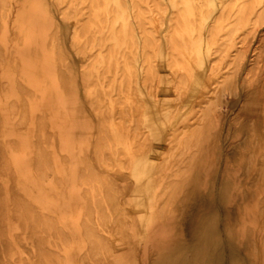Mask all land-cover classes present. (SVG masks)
Wrapping results in <instances>:
<instances>
[{"label": "rangeland", "instance_id": "374dc122", "mask_svg": "<svg viewBox=\"0 0 264 264\" xmlns=\"http://www.w3.org/2000/svg\"><path fill=\"white\" fill-rule=\"evenodd\" d=\"M230 1L219 0L218 5ZM156 2L162 3L165 9L163 17H157L154 12ZM145 7L152 18L148 27L158 39L149 51L158 75L150 82L144 81L147 64L140 45L144 34L137 27V48L132 55L136 76L132 84L138 99L145 104L146 130L153 129L158 137L183 131L197 121V110L205 103L215 83L228 72L235 73L228 83L230 89L222 105L202 128L196 156L177 186L175 217L183 221L186 218L183 212L187 209L193 210L194 217L198 212H205L208 230L212 227L218 230H210L206 237H195V242L215 240L218 236L227 254L230 245L236 246L240 253L238 264H264V125L259 116L260 87L264 90V79L260 80L264 73V23L256 30L251 29L252 24L245 34H238L234 46L220 61L215 48L221 35L210 37L211 28L219 23V11L213 10L208 16L203 13L204 8L201 9L198 21L203 30L190 34L186 46L189 56H195L197 51L202 63L190 65L187 93L179 100L169 66L171 52L167 39L175 14L174 1L152 0ZM262 9L257 7L253 20ZM87 21L88 9L82 0H75L70 7L67 1L11 0L0 10V180L6 184L3 188L4 185H0V262L18 264L19 259H23L21 264H58L59 257L80 258L84 242L74 222L81 215L82 190L75 172L83 160L84 150L95 158L93 148L103 122L96 109L98 101L102 100L103 106H114L118 92L115 87L109 92L107 84L110 76L120 78L123 69L119 64V74H116L117 67L108 73L102 70L99 62H93L94 54L103 56V51L115 38L109 37L111 25L103 23L101 30L95 33L96 40L109 38L102 50L90 42L79 41L75 38L76 30ZM235 58H239V64L229 65ZM96 81L97 88L102 90L100 100L91 90L96 88ZM242 90L247 92L244 112L248 115L239 110L240 114L229 121L231 110L226 94H238ZM128 93L129 106L123 114L119 116L113 108L105 119L114 135L119 119L136 115L130 98L132 92ZM120 95L123 98L126 92ZM13 101L18 105L16 111L11 110ZM132 127L133 124H126L120 132L123 145L132 143ZM229 131H236V134ZM167 141L162 144L166 145ZM158 143L156 139L154 146ZM41 146L47 157L44 170L38 167ZM123 162L118 156V171L123 168ZM102 168L104 171L106 165ZM123 171L119 178L124 184H118V188L124 185L125 189L119 194L120 200L130 213L137 215L138 206L129 191L137 187V177L131 170L123 168ZM60 174L66 180L61 192L57 180ZM6 195L10 200L7 201ZM198 196L203 199L196 205ZM16 197L20 207L23 203L22 221L16 214L19 211L14 209ZM60 208L67 212L63 224L72 234V246L60 244L58 228L46 230L45 227L47 219H57ZM4 210L8 213L9 225L3 222ZM128 221L133 223L135 217ZM98 227L100 234L110 239L113 250L92 259H142L140 254L146 242L136 237H132V242L128 232L120 234L113 226L108 230L102 225ZM185 233L182 226L175 235L179 237Z\"/></svg>", "mask_w": 264, "mask_h": 264}, {"label": "bare ground", "instance_id": "6f19581e", "mask_svg": "<svg viewBox=\"0 0 264 264\" xmlns=\"http://www.w3.org/2000/svg\"><path fill=\"white\" fill-rule=\"evenodd\" d=\"M57 1L59 3L67 1L69 7L75 2V0ZM129 1L82 0V3L87 5L89 21L79 25L75 38L84 44L90 42L98 50H102L105 41L109 38L101 37L96 40L95 33L101 30L103 23H108L111 25L109 37L115 38V41L107 50L103 51L105 52L103 56L99 57L94 54L93 62H99L102 70L108 73L113 72L117 67L116 74H119V64L123 66V69L120 78L117 75L110 76L111 80L107 84L109 92H112L114 87L118 92L114 106H103L102 100L98 101L99 104L96 109L103 118V122L100 126L95 148H93L95 158L92 159L91 153L84 150L82 153L83 160L80 165H77L75 172V179H78L79 189L82 190V211L78 220L74 222L79 236L84 242L80 247V258L61 259L58 255V264H238L240 253L236 251V246L230 245V252L227 254L224 242L218 236L215 240L212 238L210 241L195 242V237H206L210 230L216 231L217 229L212 227L208 230L205 212H198L196 213L198 216L194 217L193 210L187 209L185 213L183 212L186 218L180 221L175 217L176 210L174 209L175 191L196 156L201 130L213 116L214 111L222 105L224 95L230 89L228 83L235 73L228 72L222 80L215 83V86L208 92L205 103L197 110V121L184 128L183 131L173 133L168 137L163 134V138L156 136L153 129L146 130L145 104L138 99L137 91L132 84L135 81L134 76H136L132 57L137 48L136 28H140L144 34L140 45L145 54L144 62L147 64L145 82L152 81L158 75V70L152 64V57L149 54L151 47L158 42V39L155 32L148 27L152 18L145 4L152 0ZM173 1L175 14L172 18L171 28L167 33L171 52L169 66L175 77L174 90L177 93V99L181 100L187 93L190 65L197 62L202 63L197 51L195 56H189L186 46L190 34L201 33L203 30L202 23L198 21L201 9L204 8L203 13L208 16L213 10L218 9L219 11V23L211 28L210 37L213 39L217 34L221 35L215 53L220 56L219 60L223 61L234 46L238 34H245L253 25L251 29L256 30L264 23V0H231L223 6L218 5L219 0ZM9 2L11 0H0V10H3ZM259 6L263 9L257 13L253 20V12ZM154 7L156 16L163 17L165 9L162 3L156 2ZM239 58L241 59V57ZM239 58L230 61L229 65L239 64ZM91 71L94 74L93 69ZM94 85L96 88L92 87V93L96 94L100 100L102 90L97 88L99 86L97 81ZM130 91L132 92L130 98L133 99L132 107L136 110V115L127 119L122 117L124 120L119 119L116 124V135H114L112 128L108 126L105 119L109 117L108 115L113 108L119 116L123 114L129 106L127 96ZM122 92H126V96L123 98L120 95ZM17 108L16 101L11 102V110L16 111ZM130 123L133 124L130 131L133 141L127 146L120 141V132L126 124L129 125ZM156 139L159 143L154 146ZM164 141H167L166 145L162 144ZM44 151V147H39L38 167L42 170L45 169L47 163ZM118 156L124 159L123 168L133 171L137 177V187L129 188L138 206L137 215L130 213V210L120 200L119 194L124 188H118V179L124 171L123 168L119 171L116 168ZM101 165H106L104 171L103 168L101 169ZM57 180L61 192L65 188V176L60 174ZM4 184L0 180V185ZM5 185L2 188L6 187ZM196 198V205H198V201L202 200L203 197L198 196ZM6 199L7 201L10 200L7 195ZM192 206L190 207L192 208ZM204 207L203 204L202 208ZM14 209L19 211L16 214L18 220L22 221L23 203L20 207L18 197H16ZM3 213V222L9 225L10 223H7L10 221L8 213L5 210ZM66 213L60 208L57 219L54 217L47 219L45 227L46 230L58 228L60 244L72 246V234L63 224L64 218H67ZM132 217H135V221L130 223L128 219ZM98 225H102L104 230L113 226L114 230L123 235L128 232L132 242V237H136L138 241L146 242L144 250L140 254L142 259H92L108 255L113 250L110 239L100 234ZM182 226L185 227V235L176 237V230ZM22 260L19 259L18 264H21ZM2 261L3 264H6L4 260H1L0 264ZM12 262L8 264H12ZM13 264L17 263L13 262Z\"/></svg>", "mask_w": 264, "mask_h": 264}, {"label": "crops", "instance_id": "0c3cea01", "mask_svg": "<svg viewBox=\"0 0 264 264\" xmlns=\"http://www.w3.org/2000/svg\"><path fill=\"white\" fill-rule=\"evenodd\" d=\"M263 74H261L260 80L264 79ZM260 92H261V95H260V101H259L260 102L259 116H260L261 122L264 125V112H263V110H264V90H263L262 86L260 87ZM226 95H228L227 96L228 108H229V110H231V112L233 110V114L229 111V117H228L229 121L231 119H235L237 114L238 115L240 114V113H237V111L239 112V110L243 113H246V112H244L245 106L247 104V92L245 90L240 91L238 94L231 92V93H227ZM246 114L248 115V113H246ZM246 114L243 115V116H245L244 118H246ZM232 116H234V117H232ZM229 132H231L232 135L236 134V131H229ZM118 180H119L118 184H120V183L124 184L123 180L121 181V178H119ZM123 188L125 189L124 185H123ZM58 215H59V213H58Z\"/></svg>", "mask_w": 264, "mask_h": 264}]
</instances>
